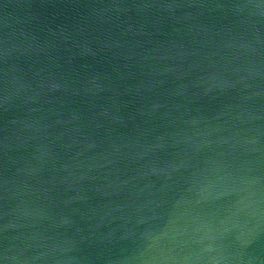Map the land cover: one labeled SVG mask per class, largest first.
<instances>
[{"label":"water","instance_id":"obj_1","mask_svg":"<svg viewBox=\"0 0 264 264\" xmlns=\"http://www.w3.org/2000/svg\"><path fill=\"white\" fill-rule=\"evenodd\" d=\"M214 72L230 87L205 94ZM205 128L193 167L152 174ZM193 171L220 193L205 221L264 209V0H0V264H180L204 245L153 244L166 217L138 221L197 199ZM214 247L264 264V226Z\"/></svg>","mask_w":264,"mask_h":264},{"label":"clouds","instance_id":"obj_2","mask_svg":"<svg viewBox=\"0 0 264 264\" xmlns=\"http://www.w3.org/2000/svg\"><path fill=\"white\" fill-rule=\"evenodd\" d=\"M215 47L217 52L213 53V55L218 54L223 48L232 47V45L222 43L215 45ZM221 58L223 59V57ZM201 83L204 85L205 94L213 89L223 91L230 87L228 82L218 72L202 78ZM200 123L201 121L197 118L189 121L190 126L194 129ZM217 130L205 128L204 131L197 130L191 135H186L181 141L185 145L184 158L166 164L163 168L152 169V174L162 176L165 180L170 181L173 178V174L193 167L192 160L195 154L210 146L212 141L208 137ZM187 183L189 187L186 191L194 193L197 199L193 201L181 196L171 203L167 211L164 209L168 205V201L161 199L155 205L156 208L161 209V214L157 216L153 211L152 216L143 218L138 222L146 223L147 220L164 219L166 217V223L163 228L157 229L156 231H149L145 234L146 238H150L153 244L167 241L169 244L179 247H183L189 243L204 245L199 253L184 257L180 264H196V262L205 258L204 253L212 252H216L217 255L209 256L206 264H222L223 261L229 260L231 257L223 255L219 248L214 247L215 241L223 238L226 234L235 233L236 241L242 246L246 245L253 238L254 234L264 226V209L256 206L257 201L250 200L242 203L235 212L223 220L215 223L205 221L199 215L195 214L194 207L202 201L216 198L220 194L217 191L218 185L210 181L206 175L199 171H193L187 179ZM170 187V185H164L159 191L166 195V189ZM64 223H67V221H61V224ZM67 250L69 249H60L61 252ZM41 258L35 257L34 259ZM13 259L15 260V257ZM24 264H27V262L25 261ZM57 264H71V261H57Z\"/></svg>","mask_w":264,"mask_h":264}]
</instances>
